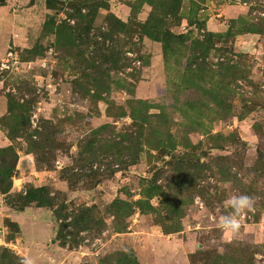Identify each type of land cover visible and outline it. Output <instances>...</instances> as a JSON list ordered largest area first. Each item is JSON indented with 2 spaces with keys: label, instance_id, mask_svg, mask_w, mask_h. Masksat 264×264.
Here are the masks:
<instances>
[{
  "label": "rangeland",
  "instance_id": "obj_1",
  "mask_svg": "<svg viewBox=\"0 0 264 264\" xmlns=\"http://www.w3.org/2000/svg\"><path fill=\"white\" fill-rule=\"evenodd\" d=\"M1 181L0 264H264V0H0Z\"/></svg>",
  "mask_w": 264,
  "mask_h": 264
},
{
  "label": "clouds",
  "instance_id": "obj_2",
  "mask_svg": "<svg viewBox=\"0 0 264 264\" xmlns=\"http://www.w3.org/2000/svg\"><path fill=\"white\" fill-rule=\"evenodd\" d=\"M254 200L247 194H233L227 200L224 208L231 209V214H223L218 219V227L223 231L225 237L235 238L239 235L242 214L254 211ZM21 264H31L30 260L24 259Z\"/></svg>",
  "mask_w": 264,
  "mask_h": 264
},
{
  "label": "trees",
  "instance_id": "obj_3",
  "mask_svg": "<svg viewBox=\"0 0 264 264\" xmlns=\"http://www.w3.org/2000/svg\"><path fill=\"white\" fill-rule=\"evenodd\" d=\"M3 175L7 178L10 179L12 176V172H4ZM3 181L0 182V192L5 196L6 201H9V193L11 190L10 185L8 184L7 186L3 185ZM40 191V190H39ZM37 191V192H39ZM31 203H36L38 207L43 206V201L39 196L36 195V192H27L25 195H19L15 200H12L10 202V206L17 211H23L25 210L26 207H29ZM7 225L10 226V228L14 229L16 233L19 232V226L16 222L13 221H7Z\"/></svg>",
  "mask_w": 264,
  "mask_h": 264
}]
</instances>
